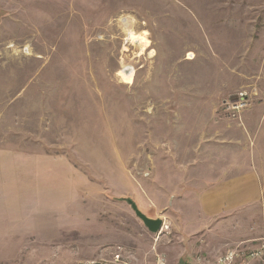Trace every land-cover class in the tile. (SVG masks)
<instances>
[{
    "label": "rangeland",
    "instance_id": "1",
    "mask_svg": "<svg viewBox=\"0 0 264 264\" xmlns=\"http://www.w3.org/2000/svg\"><path fill=\"white\" fill-rule=\"evenodd\" d=\"M212 148L245 150L259 204L205 213L178 167ZM263 237L264 0H0V264H188Z\"/></svg>",
    "mask_w": 264,
    "mask_h": 264
},
{
    "label": "crops",
    "instance_id": "2",
    "mask_svg": "<svg viewBox=\"0 0 264 264\" xmlns=\"http://www.w3.org/2000/svg\"><path fill=\"white\" fill-rule=\"evenodd\" d=\"M212 149L203 151L198 159L192 156L188 161L179 162L178 167L179 171H183L186 183L203 190L199 195V201L205 213L208 215L221 214L246 203L259 204L262 193L256 167L244 165L239 161L242 158L240 154L245 150L238 149V152L234 153L236 155H231V162H224L211 157L222 150ZM248 154L251 157L253 152L249 150ZM215 161H221L219 169L211 166V163ZM199 163L204 165L203 172L200 167H197ZM186 188L189 187L186 185ZM197 257H190L188 264H194ZM250 264H264V261H252Z\"/></svg>",
    "mask_w": 264,
    "mask_h": 264
},
{
    "label": "built area",
    "instance_id": "3",
    "mask_svg": "<svg viewBox=\"0 0 264 264\" xmlns=\"http://www.w3.org/2000/svg\"><path fill=\"white\" fill-rule=\"evenodd\" d=\"M246 94H240L244 98ZM252 261H264V237L260 243L250 252H240L239 250H227L215 257L198 256L194 264H250ZM157 264H165L164 259L158 258Z\"/></svg>",
    "mask_w": 264,
    "mask_h": 264
},
{
    "label": "water",
    "instance_id": "4",
    "mask_svg": "<svg viewBox=\"0 0 264 264\" xmlns=\"http://www.w3.org/2000/svg\"><path fill=\"white\" fill-rule=\"evenodd\" d=\"M127 203L130 205L131 209L133 210L135 216L143 223V225L148 229L151 233H157L160 231L163 222L160 219H151L145 216L137 206L131 201L127 200Z\"/></svg>",
    "mask_w": 264,
    "mask_h": 264
},
{
    "label": "bare ground",
    "instance_id": "5",
    "mask_svg": "<svg viewBox=\"0 0 264 264\" xmlns=\"http://www.w3.org/2000/svg\"><path fill=\"white\" fill-rule=\"evenodd\" d=\"M133 38H136V37H133ZM121 75L126 79V80H130L131 78V74L129 72H127L126 70H123L121 72Z\"/></svg>",
    "mask_w": 264,
    "mask_h": 264
}]
</instances>
